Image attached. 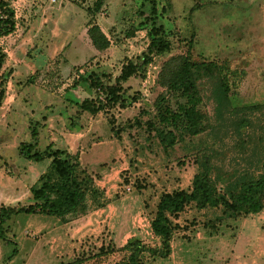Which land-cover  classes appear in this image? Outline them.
Returning a JSON list of instances; mask_svg holds the SVG:
<instances>
[{"label": "rangeland", "instance_id": "obj_1", "mask_svg": "<svg viewBox=\"0 0 264 264\" xmlns=\"http://www.w3.org/2000/svg\"><path fill=\"white\" fill-rule=\"evenodd\" d=\"M228 1L155 0L156 22L164 27L169 50L152 58L143 77L124 83L127 94L138 97L136 102L92 115L78 111L77 104L92 92L82 84L73 86L74 81L89 71L114 78L126 60L145 50L149 27L133 29L148 14L149 2L10 0L17 28L1 40L7 58L0 73L10 70V75L0 103V206L26 203L29 188L49 171L50 159L28 160L18 151L20 142L33 141V129L37 149L52 143L54 149L80 155V166L98 191L92 197L88 187L84 210L66 219L11 215L4 224L9 229L6 241L0 238V264L74 259L116 264L126 259L123 246L131 238L157 245L150 229L156 202L162 192L190 189L200 153L209 156L211 176L221 193L237 179L258 176L264 157V27L246 20L225 24V10L235 3ZM92 24L108 37L105 50L91 44L87 29ZM185 53L196 61L228 62L235 71L228 91L232 111L217 114L207 86L200 107L209 116L210 128L192 137L180 134L165 155L145 122L154 121L153 101L162 91L155 80L162 62ZM176 100L170 98L173 106ZM240 121L245 124L239 135L234 124ZM173 222L178 227L170 255L144 253L142 264H225V227L237 224L238 218H225L220 207L197 209L190 204ZM99 248L106 252L95 258Z\"/></svg>", "mask_w": 264, "mask_h": 264}, {"label": "trees", "instance_id": "obj_2", "mask_svg": "<svg viewBox=\"0 0 264 264\" xmlns=\"http://www.w3.org/2000/svg\"><path fill=\"white\" fill-rule=\"evenodd\" d=\"M145 1L149 2L150 10L133 29L136 31L149 27L147 31L149 41L145 50L139 56L126 60L114 78L104 72L98 74L95 71L80 75L73 86L84 85L92 92V96L77 103L78 111L95 115L108 107L136 102L138 97L135 94H127L124 83L132 77H143L152 58L169 50L170 41L164 27L156 22L155 0ZM16 28L17 18L10 0H0V69L7 58L1 40L12 34ZM87 35L98 51L105 50L110 45L108 37L97 24H92L87 29ZM234 74L235 71L229 67L227 61L221 63L214 60L196 61L188 53L172 55L162 62L155 80L162 91L153 101L154 121L149 120L145 123L153 130L165 155L181 139L180 134L192 137L210 128L209 116L200 107L207 86L211 87L215 112L221 114L222 111H232L228 91L232 85L231 76L234 77ZM9 75L10 70L0 73V103L5 98ZM173 97L177 99L174 106L170 102V98ZM179 98L183 100L180 101ZM135 122L142 124L139 120ZM244 124V121L234 124L239 135L243 133L241 127ZM36 134V129H33V141L20 142L18 151L28 160L50 159L49 171L41 174L29 188L26 203L0 206V238L5 241L9 229L4 224L11 215L25 212L64 217L84 210V198L88 187L92 197L98 191L91 176L81 168L78 154L54 149L52 143L41 151L36 148ZM195 161L198 171L192 177L190 189L162 192L156 202L155 212L150 218V229L159 240L158 244L151 246L138 238H131L123 246L127 252L126 259L116 264H142L141 256L144 253L157 258L168 257L171 253V238L178 227L173 218L190 204H194L197 209L220 207L225 213V218L230 219L246 217L264 209V157L258 176L237 179L227 186L225 193L220 192L211 176L209 156L200 153ZM212 222L215 223L214 220ZM212 222L209 223L213 225ZM99 252L95 254V258H98L99 254H105L106 249L99 248ZM82 262V259H74L60 264Z\"/></svg>", "mask_w": 264, "mask_h": 264}, {"label": "crops", "instance_id": "obj_3", "mask_svg": "<svg viewBox=\"0 0 264 264\" xmlns=\"http://www.w3.org/2000/svg\"><path fill=\"white\" fill-rule=\"evenodd\" d=\"M228 2L235 3L225 10V14L228 13L225 16V24L232 25L235 22L240 24L246 20L255 26L264 27V0H229ZM229 13L236 15L232 16ZM67 151L72 153L68 148ZM78 157L81 159L80 155ZM69 215L71 214L59 218L66 219ZM238 219L237 224L233 223L231 227H225V241H227L225 264H235L236 259L239 264H264V209ZM234 232L235 236L232 235Z\"/></svg>", "mask_w": 264, "mask_h": 264}, {"label": "built area", "instance_id": "obj_4", "mask_svg": "<svg viewBox=\"0 0 264 264\" xmlns=\"http://www.w3.org/2000/svg\"><path fill=\"white\" fill-rule=\"evenodd\" d=\"M51 3H56L57 2V0H49ZM15 11V10H14ZM15 16H17V12L15 11ZM147 78H148V76H147ZM130 188L129 187H127V190H129Z\"/></svg>", "mask_w": 264, "mask_h": 264}]
</instances>
